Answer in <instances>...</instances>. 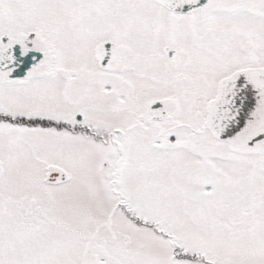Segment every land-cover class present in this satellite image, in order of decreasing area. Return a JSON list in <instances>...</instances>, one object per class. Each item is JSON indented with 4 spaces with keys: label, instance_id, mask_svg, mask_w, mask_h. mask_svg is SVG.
Returning a JSON list of instances; mask_svg holds the SVG:
<instances>
[{
    "label": "snow or ice",
    "instance_id": "6c2138e0",
    "mask_svg": "<svg viewBox=\"0 0 264 264\" xmlns=\"http://www.w3.org/2000/svg\"><path fill=\"white\" fill-rule=\"evenodd\" d=\"M0 264H264V0H0Z\"/></svg>",
    "mask_w": 264,
    "mask_h": 264
}]
</instances>
